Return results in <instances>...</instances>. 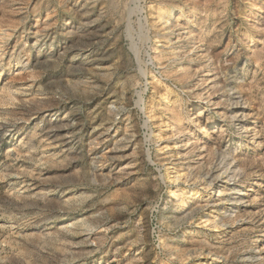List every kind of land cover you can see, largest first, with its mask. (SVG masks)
Instances as JSON below:
<instances>
[{
	"label": "rangeland",
	"instance_id": "obj_1",
	"mask_svg": "<svg viewBox=\"0 0 264 264\" xmlns=\"http://www.w3.org/2000/svg\"><path fill=\"white\" fill-rule=\"evenodd\" d=\"M0 264H264V0H0Z\"/></svg>",
	"mask_w": 264,
	"mask_h": 264
},
{
	"label": "bare ground",
	"instance_id": "obj_2",
	"mask_svg": "<svg viewBox=\"0 0 264 264\" xmlns=\"http://www.w3.org/2000/svg\"><path fill=\"white\" fill-rule=\"evenodd\" d=\"M205 65V68H203V71H205V73H204V75H207V71L209 70V63H208V61H206V63H204ZM205 69V70H204ZM209 80V79H208ZM222 117L224 118L223 119V121L224 120H227V118H228V114L226 113V112H224L223 113V115H222ZM222 117H221V119H222ZM221 124H223V122L221 123ZM186 154H187V151H186V149H183V154H182V156L184 157V156H186ZM200 168V167H199ZM225 174H227V173H223L222 175H225ZM221 192V191H220Z\"/></svg>",
	"mask_w": 264,
	"mask_h": 264
}]
</instances>
